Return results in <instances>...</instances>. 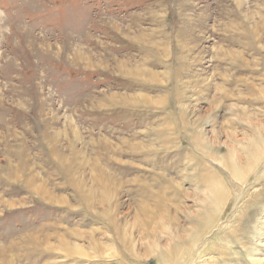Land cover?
<instances>
[{
    "label": "rangeland",
    "instance_id": "1",
    "mask_svg": "<svg viewBox=\"0 0 264 264\" xmlns=\"http://www.w3.org/2000/svg\"><path fill=\"white\" fill-rule=\"evenodd\" d=\"M0 264H264V0H0Z\"/></svg>",
    "mask_w": 264,
    "mask_h": 264
}]
</instances>
